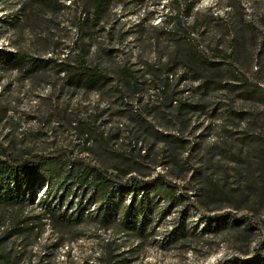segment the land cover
I'll list each match as a JSON object with an SVG mask.
<instances>
[{"label":"rangeland","instance_id":"obj_1","mask_svg":"<svg viewBox=\"0 0 264 264\" xmlns=\"http://www.w3.org/2000/svg\"><path fill=\"white\" fill-rule=\"evenodd\" d=\"M173 1L105 0L97 21L91 0H0V55L58 60L0 71V154L68 155L142 178L163 174L194 200L181 197L146 239L95 222L59 231L37 204L0 207V245L27 248L18 250L19 264H108V240L121 245L115 264H264V48L245 45L239 71H226L222 87L205 74V87L177 51L184 42L227 47L231 0H181L186 28L166 29ZM242 4L245 20L261 26L264 0ZM75 15L85 16L82 27ZM74 42L110 77L97 90L76 87L60 70ZM224 211L259 229L213 218ZM179 222L187 233L170 243ZM18 224L26 242L10 236Z\"/></svg>","mask_w":264,"mask_h":264},{"label":"trees","instance_id":"obj_2","mask_svg":"<svg viewBox=\"0 0 264 264\" xmlns=\"http://www.w3.org/2000/svg\"><path fill=\"white\" fill-rule=\"evenodd\" d=\"M71 1L74 4L80 2ZM91 1L95 20L98 21L105 0ZM173 2L178 4L179 9L175 8ZM173 2L167 5L168 12L163 25L166 29L174 26L185 29L182 2L181 0ZM242 2L243 0L228 2L230 9L227 15L232 18L231 21L224 18L229 25L227 35L231 36L227 47L216 44L208 50H203L195 42H184L177 51L186 66L197 73L193 79L200 81L205 87L209 84L204 81L205 74L222 87L227 79L226 71L229 69L239 71L240 53L245 45L253 43L252 45L257 48L260 46L264 48V21L258 28L246 21L245 15L240 11L243 8ZM27 3L58 7L65 2L27 0ZM73 19L75 20L71 21L74 25L82 27L86 18L75 15ZM199 26H202L200 19H195L194 27ZM75 43L76 49L70 50L68 54L64 53L66 55L64 62H57L60 70L68 74L70 82L76 87L97 90L107 83L110 77L100 68L92 66L83 47L78 46V42L73 44ZM74 51L77 52L75 58L72 56ZM56 61L58 60L54 57L44 60L15 51L8 56L0 55V71L22 68L34 71L48 68L47 63L55 64ZM128 75L133 80V85L138 86L135 75L130 71ZM181 189L179 184L168 180L163 174L152 179L142 178L131 170L112 171L80 158L72 159L68 155L31 154L17 157L5 150L0 154V207L25 208L37 204L43 211L42 218L50 221L51 226L59 231L75 228L86 222H95L105 230H117L123 235L139 239L150 238L154 235L157 224H161V221L180 204L181 197L189 199L193 205L192 195L181 192ZM213 218L223 221L233 218L234 221H244L248 228H255V224L250 220L237 218L232 211L216 213ZM18 225L14 231L12 228L11 237L25 234V228ZM263 226L260 230H263ZM185 230V223L179 222L168 236L171 238L170 243L185 235L187 233ZM40 233L42 232H36V236ZM22 240L26 242V234ZM109 243L110 240L106 243L108 251L105 254L109 256L108 264H115L114 261L118 257L116 252L121 245L112 246ZM19 249L25 251L27 248L15 247L13 252L8 247L0 245V264H19L18 258L22 257V254H18Z\"/></svg>","mask_w":264,"mask_h":264}]
</instances>
